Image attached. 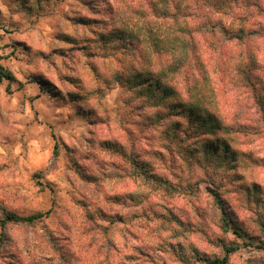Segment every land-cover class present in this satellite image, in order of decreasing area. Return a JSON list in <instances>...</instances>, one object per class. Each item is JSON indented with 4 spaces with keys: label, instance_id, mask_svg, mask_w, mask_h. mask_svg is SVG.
I'll list each match as a JSON object with an SVG mask.
<instances>
[{
    "label": "clouds",
    "instance_id": "clouds-1",
    "mask_svg": "<svg viewBox=\"0 0 264 264\" xmlns=\"http://www.w3.org/2000/svg\"><path fill=\"white\" fill-rule=\"evenodd\" d=\"M87 2L0 0V66L14 77L10 89L0 85V264H182L174 247L190 264H213L234 246L241 250L231 264H264V249H244L221 220L264 240V169L249 204L254 177L230 163L264 161V108L255 99L264 95V0H235L227 15L206 0H169L168 12L194 14L187 26L198 33L220 100L208 108L222 138H205L196 155L182 140L194 122L213 117L197 106L192 71L177 76L178 95L163 87L151 95L190 57L180 49L163 58L149 50L151 59L124 53L135 45L127 31L158 22L152 0ZM209 143L222 163L204 157ZM145 160L156 174L127 179ZM223 193L242 206L244 223L227 204L217 207ZM173 214L183 226L167 222Z\"/></svg>",
    "mask_w": 264,
    "mask_h": 264
},
{
    "label": "trees",
    "instance_id": "trees-1",
    "mask_svg": "<svg viewBox=\"0 0 264 264\" xmlns=\"http://www.w3.org/2000/svg\"><path fill=\"white\" fill-rule=\"evenodd\" d=\"M235 2V0H215L214 2H209L208 5L213 8L214 11L221 12L225 15L231 10V4ZM247 6H252L251 4ZM188 7H190L188 5ZM194 14L191 12L186 13L185 15H180V14H173V13H168L167 12V17L166 18V25L164 26H158V30H153V29H148L147 36L149 41L148 46L152 48L156 52L157 55H167L169 50H176L180 49L185 53L186 57H190V59H186L185 63L179 65L176 70L170 74L176 75L175 78L180 74L185 69H188L192 71L193 76L196 77V83L197 87L195 89L196 97L198 99V107H202V90L207 86L208 83V75H207V67L208 63L204 60L205 54L203 51V46L200 42L197 40V35L198 33L194 32L189 26H187V21L192 18ZM172 21V23H169V21ZM183 21V23H182ZM223 21H220L219 24L221 26V30L223 32H227V29L223 27ZM162 27V28H161ZM159 28H161L159 30ZM160 31V32H158ZM241 33H243V30H241ZM160 34V35H159ZM253 34L254 30H253ZM131 36L135 39L136 37L135 33H131ZM242 39V36L240 37ZM258 47V46H257ZM208 48H212V44L208 43ZM225 55H228L227 51H225ZM254 58V54H253ZM255 63V60H254ZM194 65L195 68H192L191 66ZM202 73V75H201ZM6 79L8 82V87L10 88L11 83L14 81V77L8 71L5 69L3 66H0V80ZM174 79V77H173ZM257 79H260L259 76H257ZM176 81L175 79L172 80V78H169L168 75H165L157 84H153L151 86V95L155 96L157 92L159 91V87H163L167 89L169 93L172 94H177L178 95V88L176 86V83L173 82ZM167 97L161 96V99H166ZM256 103L259 104L262 108H264V95L257 94L255 96ZM203 108V107H202ZM204 111L208 112L209 116H212V119H206L202 120L199 123L194 122L192 129H190L187 133L190 134L193 130L194 132V137H198L199 133H216L222 128L216 127L217 124V119L216 116L205 110ZM205 130V131H204ZM113 150H117V148H112ZM213 151H218V149H212ZM132 163L136 165L137 161L133 160ZM145 170H142V173L146 175ZM223 199L219 194H217V205L218 208H222L224 206ZM41 219H43V214H41ZM223 226H224V231L226 232H234L239 238L242 240H251L250 235L245 231L241 230L240 228H234L233 223L226 217L223 216L221 218ZM25 225H29L32 223V221L25 217L24 220L22 221ZM245 244L251 245L253 244L252 241H247ZM238 247H232L228 250V254L223 256L221 259L217 258L213 264H220V263H225L228 259V255L236 250Z\"/></svg>",
    "mask_w": 264,
    "mask_h": 264
},
{
    "label": "rangeland",
    "instance_id": "rangeland-1",
    "mask_svg": "<svg viewBox=\"0 0 264 264\" xmlns=\"http://www.w3.org/2000/svg\"><path fill=\"white\" fill-rule=\"evenodd\" d=\"M215 0H206V5H208L209 2H214ZM181 2H183V0H181ZM80 3L85 5L86 7H88V2L87 0H80ZM168 4H169V0H152V7L156 8V10L160 13V16L158 17V22L156 23H152L151 27L149 29H153L158 30L157 25L160 26H164L166 25V18L165 15L167 17V12H168ZM161 5H163V8H161ZM190 6V5H189ZM191 7V6H190ZM169 13V12H168ZM146 18V17H145ZM80 19L82 20H87V17L81 16ZM162 28V27H161ZM159 28V30L161 29ZM5 31H7V29H5ZM160 32V31H158ZM131 33H135L136 37H138L137 39L133 38L131 36ZM126 35H128L130 38H132L135 41V45L129 49H124V53L127 56L132 57L133 59L136 58V56L139 55H144V56H148L149 59H151L149 50H152L151 47L148 46L149 44V39L147 36V33L144 32L143 30H141V32H136V31H132L129 30L126 32ZM160 35V34H159ZM142 44H146L147 48L143 49L140 53L137 52V48H140V46ZM5 47H8V45H5ZM12 55H15V53H13ZM161 58H163L164 54L159 55ZM106 58V57H104ZM204 60L206 61V59L204 58ZM207 62V61H206ZM208 63V62H207ZM208 65V64H207ZM207 75H208V83L207 86L204 88V90H202V107L209 111L208 105L210 104H219L220 100L219 97L217 96V93L215 91V89L212 87V73L209 70V67H207ZM9 71V70H8ZM11 73V72H10ZM171 77L172 80H176L175 76L173 74H168V77ZM174 77V79H173ZM5 81H7L6 79H2L0 80V85L4 84ZM175 82V81H173ZM11 87V86H10ZM10 89V88H9ZM200 107V106H199ZM211 112V111H209ZM213 113V112H211ZM215 115V113H213ZM205 131V130H204ZM194 132L195 130H193L192 132H190V134L186 135L183 140H182V146L183 145H187L188 150L192 151L193 155H196L198 152H200L201 150V145L203 143V141L205 140V138L207 137H212V136H217V138H222L221 137V133L223 132V129L216 132V133H199L198 137H194ZM168 137H171L172 139H175L176 137V130L175 129H170L168 132ZM117 144H119V141H116ZM112 144V141H105V140H101L100 141V148L105 150V151H110L112 155H118L119 154V149L117 148V150H113L110 145ZM229 149L236 154L237 156H239V151L235 148H233L232 144H229ZM168 147H171V144L168 145ZM211 149V151L209 150ZM161 155V154H158ZM176 155H182V153H176ZM203 155L205 158H211L212 156H217L219 158H221V163L222 161V153L218 151H213L212 150V145L211 143L208 144L207 148L203 149ZM136 161V160H135ZM145 167H137L135 173L132 176L126 177L129 180H148V177L150 174H156L157 172V166L154 162H149L147 160L143 161ZM231 164H236L237 165V170H242L243 172H247L249 173V175H251L252 177H254V179L252 180V187H250L248 189V197H247V202L249 204H251L252 202H254L255 198H256V194H257V189L260 188V185L258 183L259 179L261 178V169H264V161L259 160L257 157H255L254 155L249 158L247 155L242 159H236V160H232L230 161ZM134 165V163H133ZM121 167H123V165H121ZM142 170H145L146 175H144L142 173ZM149 170H151V173H149ZM125 178V177H122ZM242 179L245 180V182H247L248 177L242 175L241 177ZM25 183H27V181H25ZM39 183L41 184V186L43 187V182L39 181ZM171 195L173 196V198L175 197V193L172 192ZM221 196V198L223 199L224 204H227L228 208L231 209L232 215L235 217V219L240 222V223H244L243 221L240 220V216L242 215L243 212V208L242 206H237L233 201L228 199V193H223V194H219ZM192 198L193 200H195L196 198V193L193 192L192 193ZM218 207V205H217ZM168 223H175V224H179L181 226H183L184 221L178 217L175 216L174 214L167 220ZM25 225V224H24ZM27 226V225H25ZM261 228H264V223H262L260 225ZM245 231L251 236V233L247 230V227L245 228ZM226 232V231H225ZM231 232V231H229ZM227 233V232H226ZM239 238V237H238ZM240 241L243 242V247L244 249H248V248H259V249H264V240L256 238V237H251V240H242L241 238H239ZM247 241H252L253 244L248 245L245 244ZM182 249V245L179 246ZM193 247H195L193 245ZM241 249L237 248L236 250H234L233 252H231L228 255V259L225 263H220V264H231L232 261V253L238 252ZM197 252H199V249H196ZM141 255H147V253L141 252ZM173 255L181 260L182 264H190V262L188 261V259L182 255V253L179 250H176L174 247L173 250ZM203 255H206L203 254ZM149 259H153L151 256L148 257ZM219 259H221L222 257H218ZM77 260H79V257H77ZM153 264H155V260H153ZM165 264H167V261H165Z\"/></svg>",
    "mask_w": 264,
    "mask_h": 264
}]
</instances>
